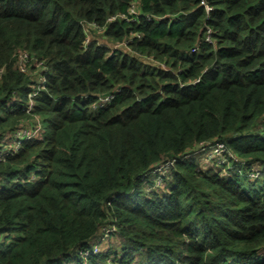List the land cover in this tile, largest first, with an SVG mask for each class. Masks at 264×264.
Here are the masks:
<instances>
[{"label":"trees","instance_id":"16d2710c","mask_svg":"<svg viewBox=\"0 0 264 264\" xmlns=\"http://www.w3.org/2000/svg\"><path fill=\"white\" fill-rule=\"evenodd\" d=\"M200 1L0 0V147L40 129L0 160V264H264V0ZM207 141L245 167L200 168Z\"/></svg>","mask_w":264,"mask_h":264},{"label":"built area","instance_id":"2783aa9c","mask_svg":"<svg viewBox=\"0 0 264 264\" xmlns=\"http://www.w3.org/2000/svg\"><path fill=\"white\" fill-rule=\"evenodd\" d=\"M213 1L214 0H201L200 1V7H204L206 10L207 15L209 16L210 12L214 10V5H213ZM123 19H125L128 22H135V23H139L141 22V20L144 21H148V22H152L154 20L157 19H161L162 17L165 16H157V15H150V14H143L141 8L139 7L137 2H134L129 10L128 15H122L121 16ZM142 18V19H140ZM92 30H96L99 33H104V27H100L97 25H93ZM214 32L211 28H207V34L205 37V41L210 43V44H215L216 40H214L213 38ZM135 38H137L136 40H138V38H143V33L142 32H131L129 37L127 39H125L122 42H118L117 45L118 47H115V49H111L107 44H101L102 46H106L107 48L110 49V54L114 55V53L125 46H128L130 44V42H132ZM90 41V40H89ZM88 41V42H89ZM109 43V42H108ZM117 48V49H116ZM27 55L26 54H22L20 56V61H21V65L23 66L24 69V64L27 62ZM46 80L45 79H40L38 81V88H43L45 86ZM39 89V91H40ZM38 91V92H39ZM38 92L31 94V101L28 105V112H30L34 106V102L32 99H34V97L38 94ZM112 99V96H108L105 99L101 98V102L102 103H106L108 101H110ZM40 135V129L39 127L36 128L33 131L30 130H24L22 132L20 131H16L15 134L10 133L8 136V144L6 145L5 148L0 147V160H4L5 157L13 154L17 149H19V147L21 146L22 141H24L25 139H30L33 137H37ZM15 139H14V138ZM212 143V142H211ZM213 144V148L211 150H209L208 152H214L215 156H211L212 158L214 157H220L218 162L220 164H224L227 160H231L232 161V165L233 163H235V169L237 171L241 172V168L245 167V162L244 161H240V159L234 155L230 149L228 148L227 144L225 142H217V143H212ZM2 148V149H1ZM205 148V146L203 147ZM207 152V153H208ZM208 157V159H210L212 161V158ZM176 159H169L167 161H165L164 163H162L161 165L157 166L151 173L150 177L151 181L154 182L155 184L152 186H148V190L153 189V188H158L163 184V177H165L172 168L175 167V163H176ZM240 161V162H239ZM234 168V167H233ZM260 172L259 171H254L251 173L252 177H256L259 176ZM146 176V175H145ZM162 190V189H160ZM115 198H113L114 200ZM115 228H110V227H104L102 229L103 232H105L106 234H111L112 232H114ZM107 238H105L106 240ZM99 246L100 244H96L94 245L91 249L86 250L85 252L82 253L84 258H87L90 254H97L99 253ZM77 264V263H76Z\"/></svg>","mask_w":264,"mask_h":264},{"label":"rangeland","instance_id":"374dc122","mask_svg":"<svg viewBox=\"0 0 264 264\" xmlns=\"http://www.w3.org/2000/svg\"><path fill=\"white\" fill-rule=\"evenodd\" d=\"M143 14H147L145 12L142 11ZM150 15H155V14H150ZM170 15L166 16V18L170 19ZM142 19V18H140ZM94 34L97 35V39L98 42L100 44H107L111 49H115V47H118L117 43L118 42H109V40H105L102 37V33L97 32L96 30H92ZM137 38H135L132 42H130V46H132V43L136 40ZM140 38H138L139 40ZM109 42V43H108ZM123 48V47H122ZM120 48V49H122ZM117 49V48H116ZM119 50V49H118ZM205 146V148H203ZM213 148V144L211 142H201L198 144V146H195L194 148V154L196 159H200V163H199V167L206 169V168H213V166L219 165L218 166V170L222 171V174L226 173L227 171L230 172L233 170V165H232V161L231 160H227L224 164H220L218 162L220 157H214L212 158L211 156H215L217 154H215L214 152H208L209 150H211ZM208 152V153H207ZM208 157L212 158V161L210 159H208ZM241 162L244 160H240ZM239 161V162H240ZM142 190L143 188L140 189V191L137 193L138 195L142 194ZM93 243V242H92ZM109 243L110 248L119 249V253L121 254L122 251L121 249L124 248L123 245V240L121 238H115L114 236H111L109 239L105 240L102 245L99 246V251L103 250L105 248V246H107ZM80 256V254L78 255ZM63 264H76L73 261H68V262H64Z\"/></svg>","mask_w":264,"mask_h":264},{"label":"crops","instance_id":"0c3cea01","mask_svg":"<svg viewBox=\"0 0 264 264\" xmlns=\"http://www.w3.org/2000/svg\"><path fill=\"white\" fill-rule=\"evenodd\" d=\"M200 7V6H199ZM165 16H167V15H165ZM206 34H207V28H206ZM206 34H205V37H206ZM205 39V38H204ZM216 43H217V41L215 42V44H210V45H216ZM195 50L197 51L198 50V48L196 47L195 48ZM156 64H157V66L158 67H160L161 69H163L164 71H166V72H170V66L166 63V62H164V61H162V62H160V61H156L155 62ZM198 81H193V82H191V83H197ZM182 86H183V84H182ZM141 99V98H140ZM107 248H109V244H108V246H105V249H107Z\"/></svg>","mask_w":264,"mask_h":264},{"label":"water","instance_id":"95a60500","mask_svg":"<svg viewBox=\"0 0 264 264\" xmlns=\"http://www.w3.org/2000/svg\"><path fill=\"white\" fill-rule=\"evenodd\" d=\"M117 89V88H116Z\"/></svg>","mask_w":264,"mask_h":264}]
</instances>
